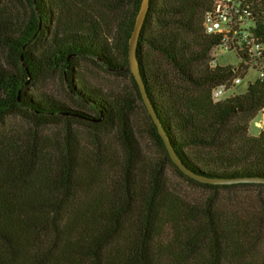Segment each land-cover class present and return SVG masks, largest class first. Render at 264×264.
I'll return each mask as SVG.
<instances>
[{"label": "trees", "instance_id": "trees-1", "mask_svg": "<svg viewBox=\"0 0 264 264\" xmlns=\"http://www.w3.org/2000/svg\"><path fill=\"white\" fill-rule=\"evenodd\" d=\"M25 1V16L0 7V264H264V196L219 195L264 189V132H249L264 89L213 101V88L232 76L209 66L218 38L203 22L214 0H150L138 44L147 97L184 171L149 114L163 159L146 154L135 98L97 89L81 73V59L126 68L142 0ZM98 6L115 13L114 27ZM52 75L76 106L32 89ZM15 114L58 130L2 131ZM168 169L213 195L184 198Z\"/></svg>", "mask_w": 264, "mask_h": 264}, {"label": "rangeland", "instance_id": "rangeland-1", "mask_svg": "<svg viewBox=\"0 0 264 264\" xmlns=\"http://www.w3.org/2000/svg\"><path fill=\"white\" fill-rule=\"evenodd\" d=\"M0 7L2 9H8L14 14H19L21 16H25L29 13L28 3L25 0H3L0 3ZM97 8L102 12L103 15H106V17L108 18L107 21L109 22L111 27H114L115 13H108L107 8H104L102 6H98ZM5 55V51L0 48V62L3 66H7ZM79 63L83 79L91 86L104 92H112L120 95L123 94L135 98L136 110L134 116V127L140 139L142 148L146 151L147 155L152 156L158 160L163 159L160 148L158 147L155 139L149 133L150 126L147 120L148 113L144 111L141 104L135 97V88L131 79V72H129L127 69L119 70L117 72H108L106 69L99 67L94 62L83 59H81ZM125 70L130 74L125 73ZM249 78L253 80L255 78V74L250 72ZM32 89L38 91L39 93L49 95L58 101L65 102L70 106H76L70 100L65 82H63L57 75H52L50 78L36 83L32 87ZM231 94L232 93H229L228 96H230ZM250 126V134H258V129L255 121H252V123H250ZM57 130L58 128L55 126L38 128V124H36L34 121L16 114L7 117L2 128V131L26 134H50L54 133ZM81 132L85 133L84 129ZM168 181L175 191H177L184 198H187L190 201H198L213 195V192L210 190L190 184L185 179L180 177L173 169H168ZM260 194L264 196V189L249 187L237 190L234 189L232 191H224L219 195L221 197L237 195L255 199Z\"/></svg>", "mask_w": 264, "mask_h": 264}, {"label": "built area", "instance_id": "built-area-1", "mask_svg": "<svg viewBox=\"0 0 264 264\" xmlns=\"http://www.w3.org/2000/svg\"><path fill=\"white\" fill-rule=\"evenodd\" d=\"M259 13L264 15V0H214L205 15V34L218 38L209 53V66L232 72L229 79L213 88L215 103L244 95L254 85L264 89V42L256 33ZM250 72L255 74L253 80ZM252 121L258 134L264 132V105Z\"/></svg>", "mask_w": 264, "mask_h": 264}, {"label": "water", "instance_id": "water-1", "mask_svg": "<svg viewBox=\"0 0 264 264\" xmlns=\"http://www.w3.org/2000/svg\"><path fill=\"white\" fill-rule=\"evenodd\" d=\"M149 3H150V0H142L141 7H140L139 13H138L137 18H136L135 27H134V30H133L132 35L130 37V40H129L128 64H127L125 69H127L129 72H131L135 81L137 82L141 96H142V99H143L144 104L146 106L147 112H148L149 116L151 117L152 121L154 122V124L156 125L157 129H158V133L164 142V145H165V148L168 152L169 157L171 158V160L173 161V163L175 165H177L182 171H184L180 162H179V159H178L175 151L171 147V143H170L168 137L166 136V134L162 130L160 121H159V119L155 113V110L153 109V107H152V105H151V103L147 97L145 86H144L142 79H141L140 67H139V63H138V59H137V51H138V44H139V40H140V36H141V31H142L143 25L145 23V20L147 18V14H148ZM190 177L194 181L201 183V184H211V185L217 184V182L209 181L205 178H199V177L193 176V175H190Z\"/></svg>", "mask_w": 264, "mask_h": 264}]
</instances>
